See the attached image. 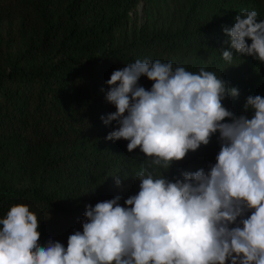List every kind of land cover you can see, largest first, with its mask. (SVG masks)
I'll use <instances>...</instances> for the list:
<instances>
[{
  "label": "trees",
  "instance_id": "obj_1",
  "mask_svg": "<svg viewBox=\"0 0 264 264\" xmlns=\"http://www.w3.org/2000/svg\"><path fill=\"white\" fill-rule=\"evenodd\" d=\"M141 2L145 22L127 31ZM245 9L264 21V0H0V219L26 205L40 223L39 245L66 248L82 232L88 205L120 196L125 206L138 193L149 158L139 148L129 153L125 140H107L115 122L101 120L116 110L106 81L137 60L215 72L239 89L224 107L251 118L244 105L264 97V63L234 53L229 64L222 56L223 29ZM139 84L152 86L147 77ZM220 146L216 133L170 169L149 171L173 182L207 172Z\"/></svg>",
  "mask_w": 264,
  "mask_h": 264
},
{
  "label": "clouds",
  "instance_id": "obj_2",
  "mask_svg": "<svg viewBox=\"0 0 264 264\" xmlns=\"http://www.w3.org/2000/svg\"><path fill=\"white\" fill-rule=\"evenodd\" d=\"M223 31L226 62L237 53L264 63V21L255 10H243ZM106 84L116 109L101 117L115 122L106 139L125 140L129 153L139 148L150 161L138 173V193L125 206L120 196L88 205L82 232L66 248L52 240L40 246L37 216L12 206L0 219V264H264V97H247L244 111L253 114L237 117L223 101L238 98L239 89L222 76L160 60H137ZM216 133L221 146L209 171L174 182L149 171L170 169Z\"/></svg>",
  "mask_w": 264,
  "mask_h": 264
},
{
  "label": "rangeland",
  "instance_id": "obj_3",
  "mask_svg": "<svg viewBox=\"0 0 264 264\" xmlns=\"http://www.w3.org/2000/svg\"><path fill=\"white\" fill-rule=\"evenodd\" d=\"M145 22L144 4L141 2L138 7L130 14V19L126 24V30L132 31L139 28ZM122 37L119 36V41Z\"/></svg>",
  "mask_w": 264,
  "mask_h": 264
}]
</instances>
